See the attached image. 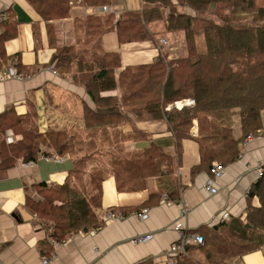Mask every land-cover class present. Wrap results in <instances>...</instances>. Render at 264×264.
I'll list each match as a JSON object with an SVG mask.
<instances>
[{
	"label": "crops",
	"instance_id": "crops-1",
	"mask_svg": "<svg viewBox=\"0 0 264 264\" xmlns=\"http://www.w3.org/2000/svg\"><path fill=\"white\" fill-rule=\"evenodd\" d=\"M62 1L69 6L65 16L54 15V9L53 15L46 16L28 0H0V12L5 13L0 24V75L7 77L0 81V264H176L179 256H168L170 245L179 236L173 224L181 222L186 230L204 235V230L221 223L223 213L229 214L225 221L229 222L244 219L248 208L260 207L259 197L250 192L261 179L259 168L264 170V124L247 141L236 121L233 136L240 142L238 155L225 162L221 177H214L210 168L219 161L203 154L196 119L189 134L180 137L165 118L140 121L121 106L129 119L118 130L123 134L135 129L147 132L172 162L171 171L149 177L147 187L135 190L120 189L116 178L107 176L102 183L100 217L108 211L116 217L62 242L52 238L30 204L41 201L45 189L63 185L74 160L67 154L61 161H47L43 156L53 154L44 150L34 159L25 158L18 145L27 131L17 132L12 126L17 122L25 126L33 119L34 132L44 135L51 126L75 127L86 107L96 109L84 82L62 76L54 68L57 48L74 43L80 34L75 31V21L89 15H112L113 27L102 34L101 47L104 52L118 54L119 64L114 69L117 79L127 67L156 62L162 48H167L169 59L178 58L183 46V37L171 33L148 40H120L117 23L125 12L142 10L141 0H107L102 5ZM103 6L109 10L103 11ZM184 11L194 14L188 8ZM161 39L167 43L160 44ZM111 92L102 91L99 96ZM112 93L121 99L119 86ZM186 100L178 102L184 104ZM173 106L176 104L167 109ZM8 136L12 142L6 140ZM126 146L132 151L150 146V141H129ZM209 179L213 181L211 191L206 189ZM158 180L170 181L167 188L178 190L176 196L160 189ZM145 208L148 212L138 217ZM184 212L187 215L183 216ZM146 233L154 234L153 239L132 242ZM200 247L193 245L189 253L195 255ZM237 264H264V250L245 253Z\"/></svg>",
	"mask_w": 264,
	"mask_h": 264
},
{
	"label": "trees",
	"instance_id": "trees-1",
	"mask_svg": "<svg viewBox=\"0 0 264 264\" xmlns=\"http://www.w3.org/2000/svg\"><path fill=\"white\" fill-rule=\"evenodd\" d=\"M28 1L46 16L53 15V9L54 15L65 16L69 9L62 0ZM106 1L85 0L89 5H102ZM141 1L142 10L125 12L117 23L120 40L155 39L157 34L180 35L185 57L169 59L165 47L156 62L127 67L117 79L114 69L119 56L104 52L101 47L102 34L113 27V17L109 14L76 20L75 31L80 34L75 42L57 48L55 53L56 72L71 75L75 82H84L96 104V109L86 107L82 117L90 132L85 135L70 132V138L59 142L61 151L57 155L68 154L74 160L69 178L63 185L45 189L42 200L30 204L40 224L57 241H65L86 228L89 231L101 226L102 183L107 176H114L120 189L135 190L147 187L149 177L171 171L172 162L147 132L135 129L123 134L118 130L129 119L121 112V106L140 121L165 118L180 137L189 134L196 119L197 139L203 154L220 160L222 165L238 155L240 142L233 136L235 117L241 125L242 138L256 135L263 128L264 6H259L257 0ZM184 8L194 14L185 12ZM248 15L250 18L246 19ZM197 42H201L198 48ZM194 55H197L195 61L191 60ZM118 86L121 99L112 93ZM102 91L112 92L100 97ZM186 98L194 99L195 104L167 109ZM12 127L17 132L27 131L25 143L27 134L31 140L33 136L36 140L50 141V135L61 132L51 126L44 135L36 133L33 119L25 126L17 122ZM57 140L60 139L55 137ZM129 141H150V146L129 151L126 149ZM22 145L25 148L20 150L27 159H34L40 151L30 147L31 142L18 147ZM69 148L72 152L64 154L63 150ZM101 157H106V161ZM83 167L85 172L81 173ZM81 175L90 184L93 182L94 188H82L76 179ZM170 184L158 180L160 189L176 196L178 190L167 188ZM253 189L250 194L259 197L260 207L248 208L244 219L221 222L204 230V235L199 232L204 238L198 244L200 250L193 255L189 253L193 245L188 246L186 253L178 255L176 264H237L245 253L264 250V172Z\"/></svg>",
	"mask_w": 264,
	"mask_h": 264
},
{
	"label": "built area",
	"instance_id": "built-area-1",
	"mask_svg": "<svg viewBox=\"0 0 264 264\" xmlns=\"http://www.w3.org/2000/svg\"><path fill=\"white\" fill-rule=\"evenodd\" d=\"M102 10L107 12L109 10L108 6H103ZM119 17V14H118ZM5 18V13L2 11L0 12V23L4 20ZM160 44L164 45L167 43V41L165 39H161L159 40ZM13 76L18 77L15 73L13 74ZM7 77L5 74L0 75V81L5 80ZM195 104V100L194 99H187L185 101L183 105H194ZM176 106L181 108L182 106L178 105V102H176ZM12 137L8 136L6 138V140L8 142H12L13 139H11ZM252 139V136H248L247 137V141H250ZM44 159L48 160H55V161H61L63 158L60 155L57 154H53L51 156H43ZM223 167L224 165H222L219 162H215L213 163L212 167L210 168V172L211 174H213L214 177H221L222 172H223ZM263 168H259V174L260 176L263 175ZM212 180H208L207 184H206V189L208 191L212 190ZM148 212V209L145 208L142 210V212H139L137 215L138 217H144V215ZM187 215V212H184L183 216ZM116 217V214L113 211H108L104 216L103 219H109V218H113ZM229 218V214L228 213H223L221 215V217L219 218L220 222H225L226 220H228ZM173 228L174 230H176L177 232H179V236H178V240H176L175 242H173L169 249H168V256L175 257L176 255L182 254V253H186L187 251V247L190 245H198V244H202L204 242V238L203 236L198 233V232H191L186 230V228H184L183 224L181 222H176L175 224H173ZM154 234L152 233H146V234H141V235H137L136 237H134L132 239L133 243H146L148 241H150L151 239H153Z\"/></svg>",
	"mask_w": 264,
	"mask_h": 264
},
{
	"label": "rangeland",
	"instance_id": "rangeland-1",
	"mask_svg": "<svg viewBox=\"0 0 264 264\" xmlns=\"http://www.w3.org/2000/svg\"><path fill=\"white\" fill-rule=\"evenodd\" d=\"M257 4L259 5V6H264V0H257ZM246 19H249L250 18V15H248V16H246L245 17ZM198 39V38H197ZM175 42V40H172V43H174ZM178 43L176 42V45H177ZM180 44H181V42H180ZM201 44V42L198 44V42L196 43V45H197V48H198V46ZM182 45V44H181ZM187 47H188V49H189V46H188V44H187ZM178 51H176V52H179V48L177 49ZM183 50H184V52H183ZM185 51H186V49H185V46H184V44H183V46H182V49L180 50V58H182V57H185V55H186V53H185ZM191 60H197V55H194L193 57H192V59ZM186 99H188V98H186ZM190 99V98H189ZM178 105L179 106H182V103L181 102H178ZM237 119V120H236ZM236 121H238V118L237 117H235V123H234V126L236 125ZM262 121H263V124H264V113H263V117H262ZM85 125H87L86 123H84L83 121H80L79 122V124H77L75 127H71V126H68V127H62V128H58L57 127V129L58 130H61V132H60V134H58V135H55V134H53V135H50L51 136V140L50 141H48V139H46V138H41V139H38V140H36V139H34V137L32 136V140H31V138H30V136L27 134V142L25 143V141H23V142H21V144L23 143V144H28L29 142H31V145H30V147H33L34 149H37V150H44L45 152H50V153H52V154H57V153H59L60 151H61V149H60V141H63V139H67V138H70V136H69V133L70 132H78L77 134H80V133H82V135H85V134H88V132H90V130L89 129H87V126H85ZM76 129V130H75ZM55 137H58L60 140H57V142L55 141ZM121 142V140L119 141V143ZM121 144V143H120ZM127 144V143H126ZM50 145H52L53 147H54V149H53V147L51 146L50 147ZM23 149V148H25V145H22L21 147H19V149ZM125 148V147H124ZM126 149H127V146H126ZM43 151V152H44ZM64 152V154H67V153H70V152H72V150L69 148V149H65V150H63ZM74 151V150H73ZM102 158V160H104V161H106V157H101ZM216 161H219L220 162V160H216ZM85 167V166H84ZM82 168V169H80L81 170V173H84L85 171V168ZM81 173H79V174H81ZM93 174V173H92ZM80 177V176H79ZM85 177L84 176H82L81 175V178L80 179H78V176H77V182H78V184L83 188L84 186H87V187H89V189H91V188H94V183L93 182H91V184H90V180H86V179H84ZM40 218H42L43 219V217L40 215ZM45 219V218H44Z\"/></svg>",
	"mask_w": 264,
	"mask_h": 264
},
{
	"label": "water",
	"instance_id": "water-1",
	"mask_svg": "<svg viewBox=\"0 0 264 264\" xmlns=\"http://www.w3.org/2000/svg\"><path fill=\"white\" fill-rule=\"evenodd\" d=\"M85 231H87V228L85 229Z\"/></svg>",
	"mask_w": 264,
	"mask_h": 264
}]
</instances>
